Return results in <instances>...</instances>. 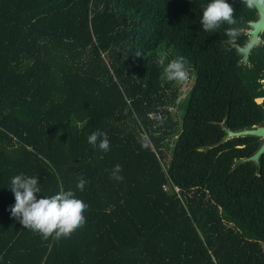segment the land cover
<instances>
[{"label": "trees", "instance_id": "obj_1", "mask_svg": "<svg viewBox=\"0 0 264 264\" xmlns=\"http://www.w3.org/2000/svg\"><path fill=\"white\" fill-rule=\"evenodd\" d=\"M227 2L232 43L201 29V0H0V264H264V153L250 159L264 139L227 136L264 125V44L243 59L258 12ZM180 57L177 120L183 83L160 76ZM97 130L109 151L88 143ZM18 174L38 177V198L72 190L83 227H23Z\"/></svg>", "mask_w": 264, "mask_h": 264}, {"label": "clouds", "instance_id": "obj_2", "mask_svg": "<svg viewBox=\"0 0 264 264\" xmlns=\"http://www.w3.org/2000/svg\"><path fill=\"white\" fill-rule=\"evenodd\" d=\"M249 10L264 5V0H240ZM202 15L199 19L201 29L208 33L219 32L223 28L229 43L235 42L241 34L236 11L227 0H201ZM226 26V27H225ZM257 45L264 41L257 40ZM136 56H141L137 53ZM162 82L184 83L189 79L187 61L183 57L169 61L161 73ZM94 148L107 152L110 141L107 134L99 130L93 131L87 138ZM142 146L146 147V144ZM122 166L116 164L111 178L122 181ZM88 183L83 177L78 179L76 188L83 191ZM10 191L14 194L15 203L9 207L12 217L23 227L39 233L43 239L52 237L55 240L69 237L78 228L83 227L86 218L83 213L88 205L77 198L72 190L60 191L51 196L37 197L41 193L37 176L18 174L12 177Z\"/></svg>", "mask_w": 264, "mask_h": 264}, {"label": "water", "instance_id": "obj_3", "mask_svg": "<svg viewBox=\"0 0 264 264\" xmlns=\"http://www.w3.org/2000/svg\"><path fill=\"white\" fill-rule=\"evenodd\" d=\"M258 12V17L249 21L250 27L247 28V32L249 34L248 41L245 45L239 46L241 51L244 52L243 59L246 61L249 55L251 47L259 40V33L264 31V5H258L256 7ZM256 134L264 139V125H257L254 127L243 128L239 130H228L227 136L231 135H240V134ZM264 153V141H262L260 147L256 150V152L251 155L250 159L257 161L259 156Z\"/></svg>", "mask_w": 264, "mask_h": 264}, {"label": "rangeland", "instance_id": "obj_4", "mask_svg": "<svg viewBox=\"0 0 264 264\" xmlns=\"http://www.w3.org/2000/svg\"><path fill=\"white\" fill-rule=\"evenodd\" d=\"M189 86H190V84H188V83H183L181 85L179 97H178L175 105H173L171 107L172 114H173L174 118L177 120L180 119V117L182 118V113H183L185 105H186V101H184V100L185 99L187 100V95H188L187 90L189 89ZM257 101H261V98H258ZM262 247H264V243H262Z\"/></svg>", "mask_w": 264, "mask_h": 264}, {"label": "built area", "instance_id": "obj_5", "mask_svg": "<svg viewBox=\"0 0 264 264\" xmlns=\"http://www.w3.org/2000/svg\"><path fill=\"white\" fill-rule=\"evenodd\" d=\"M151 115H153V116H157V113L154 114V112H152Z\"/></svg>", "mask_w": 264, "mask_h": 264}, {"label": "flooded vegetation", "instance_id": "obj_6", "mask_svg": "<svg viewBox=\"0 0 264 264\" xmlns=\"http://www.w3.org/2000/svg\"><path fill=\"white\" fill-rule=\"evenodd\" d=\"M246 32H247V29H246Z\"/></svg>", "mask_w": 264, "mask_h": 264}]
</instances>
